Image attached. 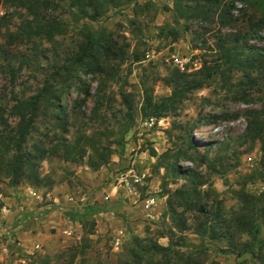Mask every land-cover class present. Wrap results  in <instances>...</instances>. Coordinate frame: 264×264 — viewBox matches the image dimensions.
I'll use <instances>...</instances> for the list:
<instances>
[{
	"label": "rangeland",
	"instance_id": "rangeland-1",
	"mask_svg": "<svg viewBox=\"0 0 264 264\" xmlns=\"http://www.w3.org/2000/svg\"><path fill=\"white\" fill-rule=\"evenodd\" d=\"M215 1L223 25L219 17L213 24L178 19L175 0H120L95 20L79 18L61 3L44 12L54 36L24 43L9 42L6 32H18L32 15L9 10L7 28L0 31V133L17 127L11 114L16 100L54 84L62 112L56 106L41 111L39 133L27 149L33 151L45 136L55 144L85 135L95 137L99 152L109 147L111 154L98 168L89 165V146L83 145L79 161L47 157L37 167L40 185L12 184L0 175V264H130L135 243L146 246L152 239L168 246L163 234L194 264H264V217L251 236L231 227L240 209L236 192L264 194V144L246 133L247 118L264 106V0ZM6 13L0 6V19ZM89 32L119 54L102 65L114 79L102 81L91 71L93 57L85 65L73 63ZM225 49L253 62L249 76L225 64ZM204 67L214 72L204 87L187 92L162 117L146 115V91L158 104L172 94L165 83L172 71L185 75L186 87L203 77ZM63 68L77 76L69 86L53 81ZM179 150H188L192 159H176ZM125 172L132 176L130 190L117 181ZM194 189L199 197L189 201L177 194ZM195 204L214 213L208 218L220 238L199 233L206 219ZM85 210L89 215L82 221L65 215ZM178 214L185 230L177 225Z\"/></svg>",
	"mask_w": 264,
	"mask_h": 264
},
{
	"label": "trees",
	"instance_id": "trees-1",
	"mask_svg": "<svg viewBox=\"0 0 264 264\" xmlns=\"http://www.w3.org/2000/svg\"><path fill=\"white\" fill-rule=\"evenodd\" d=\"M117 1L120 0H0V6H3L7 11L5 16L0 19V31L2 27L7 28V24L4 22H6L9 10L13 9L14 11H25L29 15H32V18L22 23L19 26L18 32H6L9 42H31L35 37L41 35L52 38L55 30L48 31L46 29L48 23L44 21V12H51L61 3H66L70 8L76 10L79 18L95 20L106 13L110 3H113V6H118L119 3ZM136 1L128 0V2H135V4ZM173 11L178 19L185 21L197 20L205 24H213L216 22V17H219L218 19H220L221 24H224L222 20L224 14L219 2L215 0H175ZM224 56L225 64H230L234 69L247 73L248 76L250 75L249 72L254 66L253 62L244 59L241 52L225 49ZM90 57H93V63L89 65L93 73L102 75V81L110 79V77L114 79L115 74H113V71L102 67L103 61L105 60V63L110 60L117 61L120 56L114 48L98 44L92 33L88 34L86 46H84L81 53L73 60V63L85 65ZM212 69L213 67H204L200 71L203 77L193 82V85L186 87L184 84L185 75L178 70L172 71L165 78L166 85L173 88L170 97L163 99L157 104L146 91L145 106L143 109L145 111L146 109L151 111L147 112L148 114L146 115L159 118L166 111H174L176 105L185 97L187 92L204 87L206 81L213 76L214 72ZM64 70L66 72H63ZM52 76H54L53 81L60 86H69L73 83V79L76 78L75 80H77V76L71 74L68 68L58 69ZM60 91V89L54 87V84H47L40 94L30 99H18L12 107L11 114L18 119L17 127L15 131L6 133L2 131L0 133V175L9 178L12 184L28 181L35 185H40L44 180L41 178L37 168L41 160L47 157L58 156L67 161H79L84 157L86 151L84 146H89L93 151V155L88 157L91 167L98 168L108 163L111 154L110 148L102 147V152H99L95 137L85 135L71 143L62 137L55 144L45 136V139L41 138L37 141L33 151L27 149L29 138L33 134L39 133L36 123L39 116L42 115L41 111H48L49 113L56 106L62 112L61 106L58 104L61 99ZM124 103L127 105L128 111H132L133 107L129 104L128 100L125 99ZM67 123L66 121L64 122L66 125ZM6 126H8V123L5 120L4 127ZM246 133L253 142L259 141L261 145L264 144V106L259 112H253L247 118ZM153 154H156V152L153 151ZM94 155H97V157H94ZM174 157L176 159H192L188 154V150H179ZM173 168L176 170L178 167L174 165ZM178 175H180L179 172ZM177 194L186 201H189L192 197H199L196 189L192 192L177 190ZM236 198L240 204V209L231 227L241 235L247 234L251 236L256 234L258 232L257 222L259 218L264 217V194L254 197L242 189L236 192ZM194 207L206 219L199 233L201 235L209 234L212 239L220 238L221 235L216 232V226L211 224L208 218V215L214 216V213L209 212L206 207H200L198 204H195ZM65 215L70 221H82L88 217L89 211H72ZM215 215H218L217 212ZM177 217H179L177 225L182 230H185V223L180 219L181 214H178ZM226 228H229V226ZM170 233H172L171 230ZM226 236L225 234L222 237ZM160 237H167L169 239L168 246H163L157 240L152 239L149 240V244L146 246L135 243V251L132 253L130 264H194L193 260L176 249L178 245L172 242L170 236H164L163 234ZM43 264L48 263L44 261Z\"/></svg>",
	"mask_w": 264,
	"mask_h": 264
},
{
	"label": "built area",
	"instance_id": "built-area-1",
	"mask_svg": "<svg viewBox=\"0 0 264 264\" xmlns=\"http://www.w3.org/2000/svg\"><path fill=\"white\" fill-rule=\"evenodd\" d=\"M131 177L132 176L129 173H126V172L120 173L117 177V181L122 187L130 190L132 188V183L130 182ZM134 177H135V179L133 181L134 183H141L142 180L140 178H138L136 176H134ZM108 196H109V194L107 195V198H108ZM146 202H147V207H149L152 203V201H150V200H147Z\"/></svg>",
	"mask_w": 264,
	"mask_h": 264
}]
</instances>
